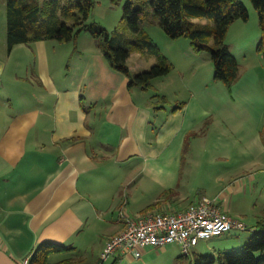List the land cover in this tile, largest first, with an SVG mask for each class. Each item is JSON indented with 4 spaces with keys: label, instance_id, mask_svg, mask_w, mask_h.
<instances>
[{
    "label": "crops",
    "instance_id": "crops-1",
    "mask_svg": "<svg viewBox=\"0 0 264 264\" xmlns=\"http://www.w3.org/2000/svg\"><path fill=\"white\" fill-rule=\"evenodd\" d=\"M4 5L0 0L6 17ZM90 36L82 31L73 45L38 40L10 50L6 34L0 37V264H23L44 241L71 247L65 253L91 249V259L73 257L97 264L107 239L124 228L120 209L136 217L199 200H187L182 188L192 169L182 158L207 108L193 90L180 104H155L152 92L176 87L166 86L176 84L172 71L152 81L154 90L129 87ZM196 53L188 41L174 56L164 54L183 74ZM141 58L140 51L128 57L132 73L155 62ZM152 247L139 258L115 254L109 264H135Z\"/></svg>",
    "mask_w": 264,
    "mask_h": 264
},
{
    "label": "rangeland",
    "instance_id": "rangeland-1",
    "mask_svg": "<svg viewBox=\"0 0 264 264\" xmlns=\"http://www.w3.org/2000/svg\"><path fill=\"white\" fill-rule=\"evenodd\" d=\"M125 1L94 0L88 21L97 22L112 33L121 20ZM239 1L248 9L249 17L246 21L238 19L231 23L225 38L231 53L239 62V79L232 85L215 80L214 65L209 53L202 51L194 54L190 62L193 68L184 69V72L181 71L183 74L177 69L178 66L183 68L181 63H177L176 69L172 68L171 78H176V84L169 82L166 86L176 87L168 91V97L163 91H154L157 95L153 98L155 104L171 107L180 104V100H185L193 90L207 108L205 120L185 141L182 164L187 167L190 165L192 169L187 168L188 179H185L182 188L186 190L187 200L216 198L228 208L229 215L246 224V229H231L221 235L200 240L189 255L184 254L178 243L153 246V250L135 264H194V258L198 254L218 256L222 252L239 249L256 231V225L264 223V59L256 50L260 38L258 11L251 0ZM2 9L3 7L0 8V37L6 34L7 27ZM198 19L199 22L213 23L209 18ZM140 24L147 30L157 48L171 56H174L178 47L185 48L189 41L186 37L169 38L160 27L158 17L151 7L145 9ZM83 33L90 35L88 31ZM76 39L77 36L70 44H75ZM82 39L79 38V44L83 42ZM140 53L143 63L151 56L155 58L151 53ZM20 62L27 65L25 60ZM151 65H146L142 70ZM28 78L30 74L25 72L20 79L26 84ZM150 88L154 90L155 86ZM167 98L178 99L176 103H170ZM193 139L196 140L193 142ZM143 200L145 203L146 199ZM73 253H55L50 260L80 257L81 253L87 254L91 259L94 255L91 249ZM109 262L110 260L105 264Z\"/></svg>",
    "mask_w": 264,
    "mask_h": 264
},
{
    "label": "trees",
    "instance_id": "trees-1",
    "mask_svg": "<svg viewBox=\"0 0 264 264\" xmlns=\"http://www.w3.org/2000/svg\"><path fill=\"white\" fill-rule=\"evenodd\" d=\"M251 2L259 16L260 38L256 50L264 59V0ZM94 4V0H5L7 49L38 40L70 42L80 32L88 31L108 63L128 78L129 87L149 89L155 78L167 75L173 68L171 60L157 48L140 24L145 9L151 7L169 38L186 37L193 51L209 53L215 80L232 85L239 79V62L225 38L231 23L238 19L246 21L249 17V11L241 1L126 0L121 20L112 33L99 23L88 21ZM195 18H209L213 23L199 22ZM135 51L151 53L156 60L148 69L132 73L127 59ZM156 95L154 93L152 97ZM80 100L83 101L82 96ZM256 228L239 249L225 251L218 256L198 254L194 264H264V223H258ZM70 249L51 241L41 242L28 264H83L82 258L71 256L50 261L53 253Z\"/></svg>",
    "mask_w": 264,
    "mask_h": 264
},
{
    "label": "built area",
    "instance_id": "built-area-1",
    "mask_svg": "<svg viewBox=\"0 0 264 264\" xmlns=\"http://www.w3.org/2000/svg\"><path fill=\"white\" fill-rule=\"evenodd\" d=\"M124 228L109 237L97 264H105L113 255L139 258L147 246L161 247L178 243L185 255L200 240L221 235L231 229H246V224L223 209L216 198L203 197L181 210L147 212L132 217L124 209L118 211ZM26 258L23 264H28Z\"/></svg>",
    "mask_w": 264,
    "mask_h": 264
}]
</instances>
